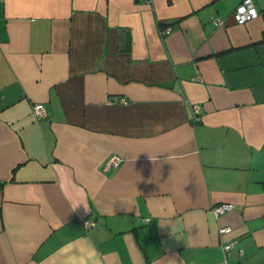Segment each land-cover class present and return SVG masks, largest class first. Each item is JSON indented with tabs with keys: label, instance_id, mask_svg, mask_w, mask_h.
Segmentation results:
<instances>
[{
	"label": "crops",
	"instance_id": "crops-1",
	"mask_svg": "<svg viewBox=\"0 0 264 264\" xmlns=\"http://www.w3.org/2000/svg\"><path fill=\"white\" fill-rule=\"evenodd\" d=\"M241 1L0 0V264H222V240L264 264V0L236 25Z\"/></svg>",
	"mask_w": 264,
	"mask_h": 264
},
{
	"label": "built area",
	"instance_id": "built-area-1",
	"mask_svg": "<svg viewBox=\"0 0 264 264\" xmlns=\"http://www.w3.org/2000/svg\"><path fill=\"white\" fill-rule=\"evenodd\" d=\"M260 13L256 8V4L253 2V0H242L240 4H238L235 9L233 10L231 14L232 21L236 25H245L259 17ZM213 23L215 26H222L224 24V21L221 19H214ZM31 114L32 116L39 120L43 119L47 116V113L43 107L42 104L36 103L33 104L31 107ZM200 114V109L197 104L191 106V115L192 119L194 121L198 120ZM120 162V157L112 156L110 157L105 163L103 164L102 168L103 171H109L111 169H114L118 163ZM234 209V206L229 203H222L219 205H216L211 208V213L213 216L218 217L221 215H224ZM85 229H92L95 228V223L91 221H84L83 222ZM230 228L228 227H221L219 229V234L222 236L227 235L230 233ZM234 248L233 242H226L222 240V251H223V261L222 264H228L229 258L232 254ZM238 257H241L243 255V251L241 249H238L236 252Z\"/></svg>",
	"mask_w": 264,
	"mask_h": 264
},
{
	"label": "clouds",
	"instance_id": "clouds-1",
	"mask_svg": "<svg viewBox=\"0 0 264 264\" xmlns=\"http://www.w3.org/2000/svg\"><path fill=\"white\" fill-rule=\"evenodd\" d=\"M172 264H175V261H173Z\"/></svg>",
	"mask_w": 264,
	"mask_h": 264
}]
</instances>
